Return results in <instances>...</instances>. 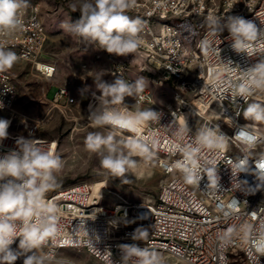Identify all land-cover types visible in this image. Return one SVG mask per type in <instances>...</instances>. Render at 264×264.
<instances>
[{
  "label": "built area",
  "instance_id": "2783aa9c",
  "mask_svg": "<svg viewBox=\"0 0 264 264\" xmlns=\"http://www.w3.org/2000/svg\"><path fill=\"white\" fill-rule=\"evenodd\" d=\"M127 14L145 21L135 53L116 56L96 49L95 45L84 44L77 37L76 43L82 51L94 50L96 59H108L110 83L117 76L134 82L140 75L172 89V101L155 108L161 113L160 120L150 122L144 130V134L155 133L157 140L151 160L163 173L159 191L152 200L115 206L101 204L93 184L87 180L48 192L46 199L59 209L60 233L43 251L54 250L67 264H82L58 252L66 248L83 249L105 264L97 250L102 254L106 249L111 251L114 261H118L120 246L127 244L154 250L164 261L170 259L171 264H255L242 241L236 239L222 247L218 237L232 225L264 220V178L258 179L256 168L264 154V142L247 154L246 172L234 169L246 154L231 138L217 157L215 180L202 170L200 181L188 184L172 166L181 159L173 150V145L179 142L174 133L180 127L187 125L190 130L182 143H189L200 128L217 124L231 137L235 129L229 123L233 126L249 123L242 118L247 103L254 98L264 101V94L254 95L247 102L233 100L231 83L236 81L241 69L255 64L260 57L237 54L226 39L227 29L221 32L208 21L209 16H215L222 25L226 16H239L264 27V0H135ZM24 21L23 29L0 33V45L15 52L19 59L31 62L44 76L52 77L55 62L41 60L46 35L38 3L28 4ZM228 61L232 63L227 64ZM81 69L87 71V65L81 64ZM99 95L91 92L86 105L88 119L90 103L97 102ZM16 99L11 72H0L3 105L0 119L10 122L9 136L0 142V154L14 149L19 137L35 138L45 148L55 150V141L38 136L49 112L39 117L21 116L14 110ZM124 103L133 111L149 109L155 104L153 93L146 87L132 97L130 104ZM49 104L65 117L76 105V99L68 85H61ZM258 127L264 134V125ZM17 245L18 240L12 247ZM260 264H264V257L260 258Z\"/></svg>",
  "mask_w": 264,
  "mask_h": 264
},
{
  "label": "clouds",
  "instance_id": "9594fccd",
  "mask_svg": "<svg viewBox=\"0 0 264 264\" xmlns=\"http://www.w3.org/2000/svg\"><path fill=\"white\" fill-rule=\"evenodd\" d=\"M134 5L135 0H80L79 18L62 27L84 44L95 45L96 49L108 54L127 56L139 48V33L145 25L141 18L127 14ZM27 7V0H0V33L11 34L23 29ZM71 7L73 11L77 10L76 4ZM208 21L221 32L227 29L229 35L226 39L237 54L260 57L255 64L241 69L236 81L231 83L233 100L239 98L247 102L254 95L264 94V27L239 16H226L222 25L215 16H209ZM18 59L15 52L0 45V72L11 69ZM103 71L100 70L101 74L94 80L100 95L96 97L98 105L89 114L92 126L102 131L89 132L84 146L100 157L103 170L127 184L126 173L137 163L132 157L151 160L154 155L155 133L144 134V130L150 122L159 121L161 113L152 108L133 111L124 103L126 97L144 91V77L128 82L117 76L108 83L102 79ZM0 107H3L2 103ZM240 115L238 113L237 117ZM242 116L249 123H235L234 126L229 123L235 129L231 137L223 133L218 124L200 128L189 143H182L190 131L187 125L174 133L179 142L173 145V150L181 155V159L172 167L182 174L186 183H198L202 170L217 179V157L227 148L230 138L238 142L246 154L234 169L246 172L247 154L264 142V134L258 127L264 125V103H248ZM227 119L231 121L232 118ZM9 124L8 120L0 119V142L8 138ZM125 132L131 135L124 136ZM62 168L61 157L35 138L19 137L14 149L0 154V264H16L21 257L23 264H67L64 258L56 256L54 250L43 251L60 233L58 206L46 199V194L58 187L56 173ZM256 168L259 170L258 179L264 178V154ZM218 238L222 247L236 239L242 241L255 264H260V258L264 257V220L257 224L232 225ZM17 240L18 245L12 247ZM120 247L118 261H114L107 249L103 254L97 250L96 254L105 264H164L163 257L147 247L127 244Z\"/></svg>",
  "mask_w": 264,
  "mask_h": 264
},
{
  "label": "rangeland",
  "instance_id": "374dc122",
  "mask_svg": "<svg viewBox=\"0 0 264 264\" xmlns=\"http://www.w3.org/2000/svg\"><path fill=\"white\" fill-rule=\"evenodd\" d=\"M27 3H38L40 6L46 35L41 60L55 62L56 71L52 77H46L36 70L31 62L22 59H18L13 67L7 70L14 73L13 82L17 89L14 110L36 115L37 107L42 104L44 112H49L42 121L38 136L55 141L54 151L61 157L63 164V168L56 173L58 187L49 193L80 180H87L93 186L97 184L105 186L101 204L112 205L117 195L130 202L154 199L159 191L163 173L152 160L133 156L132 159L137 162L136 166L126 173L129 183L123 184L120 178H113L103 170L100 166V157L89 152L84 146L89 132L102 131L92 126L86 111L91 92L100 93L94 80L101 74L100 70H104L102 73L104 81L110 83V79L107 70L108 59L106 57L96 59L95 51L92 49L82 51L76 43V37L62 27L79 18L80 0H27ZM72 4L77 5L76 11L72 10ZM83 63L87 65V71L81 70ZM140 77L142 76H136L135 80ZM51 84L68 85L71 93L77 97L76 105L65 117L51 108L49 101L41 103L43 100L46 101L44 97ZM145 87L151 90L154 97L155 104L149 109L155 110L157 106H166L172 101V89L169 86H159L145 78ZM132 97H126L125 101L130 104ZM251 102L264 103L258 98L248 103ZM58 255L79 261L87 256L83 249L74 248L60 250ZM16 264H23V257L18 259ZM164 264H171L170 259L167 258Z\"/></svg>",
  "mask_w": 264,
  "mask_h": 264
},
{
  "label": "crops",
  "instance_id": "0c3cea01",
  "mask_svg": "<svg viewBox=\"0 0 264 264\" xmlns=\"http://www.w3.org/2000/svg\"><path fill=\"white\" fill-rule=\"evenodd\" d=\"M82 70V69H81ZM9 72H11L12 75H14V73L10 70H8ZM56 71V69H55ZM83 71V70H82ZM62 84H51L49 86V88L47 89L46 91V94H45V100L46 101H41V103L45 104V103H48L47 101H50V99L52 98L55 90L57 89L58 86H61ZM92 92H95V91H92ZM76 101H77V97L74 96ZM15 105V104H14ZM44 106L42 104H40L37 109H36V115H29V114H26L25 112H18L16 110V112L21 115V116H31V117H39L40 115H42L44 113ZM66 249H71V248H66ZM75 260V259H74ZM89 260V261H88ZM77 262H80L82 264H102L100 263L99 261H97L96 259L90 257L88 254L86 257H84L81 261L79 260H76Z\"/></svg>",
  "mask_w": 264,
  "mask_h": 264
},
{
  "label": "bare ground",
  "instance_id": "6f19581e",
  "mask_svg": "<svg viewBox=\"0 0 264 264\" xmlns=\"http://www.w3.org/2000/svg\"><path fill=\"white\" fill-rule=\"evenodd\" d=\"M40 66L41 65H38V67H40ZM97 105H98V101L97 102H91L89 108L91 110H93ZM94 189L97 191V194L99 197V202H100L102 199V194H103V191L105 189V186H103L102 184H97L94 186ZM116 197H117V199L112 204L113 206L138 202V201H133V202L127 201L126 199L120 197L119 195H117Z\"/></svg>",
  "mask_w": 264,
  "mask_h": 264
}]
</instances>
